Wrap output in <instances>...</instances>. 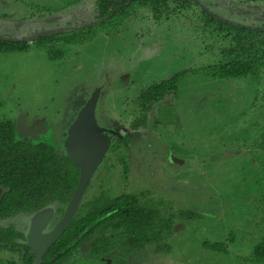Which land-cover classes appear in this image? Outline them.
<instances>
[{"label": "rangeland", "instance_id": "obj_1", "mask_svg": "<svg viewBox=\"0 0 264 264\" xmlns=\"http://www.w3.org/2000/svg\"><path fill=\"white\" fill-rule=\"evenodd\" d=\"M92 1L0 0V37L30 39L41 32L86 24ZM201 1L229 23L264 22V0ZM201 50L183 19L154 23L144 14L122 22L110 34L99 31L83 44L67 45L60 60H48L35 49L0 53V117L16 121L18 137L24 138L25 130V138H35L33 123L38 121L48 124L53 135L38 139L60 141L68 151L71 137L63 139V134L88 116L105 146L126 140V180L113 157L103 162V153L84 197L145 190L174 209L197 214L175 219L167 250L153 251L148 245L124 257L114 250L101 257L102 264H264L246 257L264 231L254 180L258 167L234 143L258 116L250 109L249 80L183 73L171 105L149 116L145 126L135 127L133 122L131 100L141 85L207 61ZM156 117L167 120L159 123ZM46 208L51 209L0 220V225L13 222L23 233L34 258L37 239L59 219L52 209L46 218L38 217ZM222 240L227 242L222 250L205 244ZM86 242L74 254L76 264H97L85 259Z\"/></svg>", "mask_w": 264, "mask_h": 264}, {"label": "trees", "instance_id": "obj_2", "mask_svg": "<svg viewBox=\"0 0 264 264\" xmlns=\"http://www.w3.org/2000/svg\"><path fill=\"white\" fill-rule=\"evenodd\" d=\"M126 2L93 0L91 17L86 24L41 32L30 39L0 37V53L35 49L48 60H60L67 45L83 44L99 31L110 34L134 16L144 17L146 14L154 23L171 18L183 19L192 37L198 41L201 53L209 59L142 84L131 100L134 125L145 126L149 116L157 115L161 107L171 105L170 97L183 73L206 79L249 80L252 97L249 105L250 109L257 110L258 116L248 122V129L244 128V133L236 137L234 143L235 148H242L258 167L254 180L260 217L264 222V22L251 25L229 23L210 12L201 0ZM166 120L157 118L155 121ZM15 125L14 119L0 117V220L18 213H33L43 207H51L59 218L76 188L79 168L60 141L23 139L17 136ZM118 142L116 139L106 148L103 162L113 157L120 164L124 181L127 178L126 140L121 145ZM88 196L82 195L74 215L43 250L38 264H68L72 253L86 240L85 259L97 264H102L101 257L114 250H118L119 257L148 245H152L153 251L167 250L175 219L197 216L190 210L174 209L145 190L121 191L113 196L96 193ZM226 243L222 240L205 244L222 250ZM246 257L248 260H264V231ZM33 263L34 257L23 233L16 230L11 221L0 225V264Z\"/></svg>", "mask_w": 264, "mask_h": 264}, {"label": "water", "instance_id": "obj_3", "mask_svg": "<svg viewBox=\"0 0 264 264\" xmlns=\"http://www.w3.org/2000/svg\"><path fill=\"white\" fill-rule=\"evenodd\" d=\"M82 116H85V114ZM70 130L71 140L67 153L79 168L78 182L56 224L37 239L35 244L36 255L33 264L39 263L43 250L52 242L74 215L89 176L95 166L100 162L105 148L93 147L94 143H97L98 146H103L104 144L97 134L96 129L91 125L88 116L79 118L77 122L75 121ZM50 214L51 209L49 208L37 213L41 219L46 218Z\"/></svg>", "mask_w": 264, "mask_h": 264}, {"label": "flooded vegetation", "instance_id": "obj_4", "mask_svg": "<svg viewBox=\"0 0 264 264\" xmlns=\"http://www.w3.org/2000/svg\"><path fill=\"white\" fill-rule=\"evenodd\" d=\"M85 106H86V104H85ZM85 106H84V108H85ZM85 110V109H84ZM81 114V113H80ZM157 119V118H156ZM35 126H33L34 127V130L36 129V131H37V134H35L34 133V135L33 136H36L35 138H25V137H27L28 136V133L24 130V135H26V136H24V138L22 137V136H20V137H22L23 139H26V140H33V141H37V140H41V138L40 139H38V137L40 136H44V135H47V134H49V136H53V135H51L50 133H48V128H47V126H48V124H46L45 125V123H40V122H38V121H35L34 123H33ZM73 124V123H72ZM72 124L66 129V133L65 134H63V139L64 138H67L68 140H69V138H68V136H70V129H71V127H72ZM44 126V127H43ZM31 130V129H30ZM103 130L104 131H106V132H111V133H113V134H116V132H112V130L110 129V128H103ZM30 136H32V135H30ZM38 136V137H37ZM64 142V141H63ZM65 143V142H64ZM64 145V144H63ZM65 147V146H64ZM93 147H105L104 148V151H105V149L107 148V147H109V145H106L105 146V144L103 145V146H98L97 145V143H94V145H93ZM103 151V153H105ZM103 155V154H102ZM102 158L103 157H101V160H102ZM100 160V161H101Z\"/></svg>", "mask_w": 264, "mask_h": 264}, {"label": "crops", "instance_id": "obj_5", "mask_svg": "<svg viewBox=\"0 0 264 264\" xmlns=\"http://www.w3.org/2000/svg\"><path fill=\"white\" fill-rule=\"evenodd\" d=\"M81 244L76 248V250L72 253V255L70 256L69 260H68V264H73L74 261H77L78 258L76 256H74V254L79 252V248H80ZM86 251L84 253V257H86Z\"/></svg>", "mask_w": 264, "mask_h": 264}]
</instances>
